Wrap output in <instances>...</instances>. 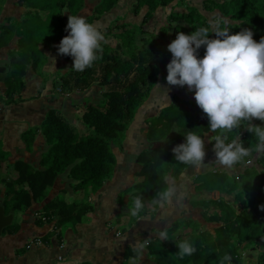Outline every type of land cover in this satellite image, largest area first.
<instances>
[{"label": "trees", "instance_id": "trees-1", "mask_svg": "<svg viewBox=\"0 0 264 264\" xmlns=\"http://www.w3.org/2000/svg\"><path fill=\"white\" fill-rule=\"evenodd\" d=\"M191 1L135 0L131 11L136 15L143 13L139 25L113 23L104 36L102 52L91 67L56 75L54 84L62 94H81L95 84L106 90L102 98L83 106L80 119L92 129L89 134H80L62 110L50 108L46 112L41 125L31 128L26 135V141L33 142L35 133L40 132L47 144L36 163L21 159L9 163L0 146V168L3 163L12 167L5 178L0 170V204L6 214H13V222L4 232L18 231L25 213L34 204L35 224L52 223V230L40 237L46 244L53 235L62 241L65 228L86 219L94 209L91 195L114 174L116 156L112 146H122L137 109L158 79L166 78V65L172 56L167 45L175 39L176 31L190 33L208 26V21L215 17L229 21L233 32L241 27L251 28L257 42L264 36V0H199L200 6ZM117 2L18 0L19 5L27 8L23 17H8L0 25V52L8 49L6 71L0 72L1 103L11 106L21 101L18 96L29 71L42 75L46 62L44 49L53 47L65 36L69 14L81 15L91 3L85 17L92 23ZM173 4L185 7V11L178 13L173 8L168 25H161L155 35L150 23L155 11ZM112 37L115 43L110 41ZM199 54L203 56V46ZM145 123L146 147L136 156L140 168L134 173L133 184L119 195V212L106 222L115 232L126 233L140 218L154 219L159 215L161 208L152 203L156 194L192 167L175 161L172 147L183 142L182 134L187 129L200 134L208 131L207 116L195 100L177 96ZM217 134L220 130L203 137L204 148L213 145L210 140ZM223 134L228 140L239 137L251 155L235 165L237 169L232 173L209 170L197 174L193 183L197 192L217 191L231 195L233 200L227 201L222 195L215 199H194L192 206L200 210L197 218L189 216L153 229L145 237L149 239L142 258L136 257L129 244L119 264H229L225 256L230 257V264H241V252L251 246L258 249L257 264H264V152H256L257 138L246 127ZM62 173H67L71 182L68 187L55 190V181ZM76 195L81 196L80 201L73 199ZM137 195L143 196L144 207L133 216L130 209ZM213 221L217 224L213 225ZM162 228L168 231V241L157 238ZM180 228L184 231L177 235ZM185 239L196 247L190 256H181L175 245Z\"/></svg>", "mask_w": 264, "mask_h": 264}, {"label": "crops", "instance_id": "crops-1", "mask_svg": "<svg viewBox=\"0 0 264 264\" xmlns=\"http://www.w3.org/2000/svg\"><path fill=\"white\" fill-rule=\"evenodd\" d=\"M134 1L118 0L111 9L92 23L104 36L113 23L138 25L143 13L133 14L131 7ZM90 5L92 7L91 3ZM173 6L157 8L150 23L154 22L153 25L158 27L168 25L170 12L177 8L175 4ZM91 7L85 8L81 15L86 16ZM179 8L183 11L181 6ZM24 11L18 0H0V25L8 17L20 18ZM67 34L66 32L65 36ZM110 41L115 43L116 39L112 37ZM59 42L51 48L44 49L46 62L42 75L34 74L32 71L26 74L25 85L18 96L21 101L11 106H5L0 101V146L6 151L9 163L21 159L34 164L46 150L47 144L40 132L35 133L33 142L26 141V135L31 128L41 125L50 108L62 110L73 124L78 128L80 125L82 128L78 131L83 129L80 134L92 132L91 128L81 122L79 113L83 110L84 104L99 100L106 88L95 84L81 94L60 93L54 84L57 80L56 75L71 70L73 58L58 54ZM48 56L55 57L54 68L50 65ZM7 57L8 49L2 50L0 72L6 71ZM181 89L188 91L186 85L183 87L168 85L165 78L158 79L150 95L139 106L130 121L122 146H112L116 156L114 174L100 190L91 195L94 209L88 213L84 221L65 228L62 241L53 235L50 243H43L40 237L52 230V223L40 226L35 224L37 205L34 204L25 213L18 231L3 232L0 235V264H119L126 245L132 246L137 240L141 242L153 232V229L165 227L177 219L183 220L189 216L197 218L200 210L192 206V201L201 198L215 199L219 193L194 190L193 178L200 172L193 166L185 170L177 180L169 181L176 188V195L172 198L171 204L161 209L154 219L140 218L126 233L115 232L106 224L119 212L121 208L119 195L133 184L134 173L140 168L136 156L146 147V119L157 116L163 107L173 102L175 96L195 100L194 95H181L183 94ZM2 91L3 85L0 83V94ZM206 150L207 147L205 152ZM186 181L190 182L189 187L186 186ZM70 182L68 174L62 173L57 177L54 188L59 190L68 187ZM166 212L168 214H165ZM244 251L250 252L251 255L254 253L251 247Z\"/></svg>", "mask_w": 264, "mask_h": 264}, {"label": "clouds", "instance_id": "clouds-1", "mask_svg": "<svg viewBox=\"0 0 264 264\" xmlns=\"http://www.w3.org/2000/svg\"><path fill=\"white\" fill-rule=\"evenodd\" d=\"M232 29L229 21L213 17L208 21V26L195 28L190 33L176 31L175 39L167 45L172 54L166 65L167 84L186 85L208 121V131L202 134L192 129H187L185 134L173 130L184 136L183 142L171 149L175 161L181 164L206 167L208 162H205L203 137L217 130H220V134L210 142H214L215 162L219 165L233 168L251 155L250 149L244 146L239 137L228 140L223 134L226 131L246 127L257 138L256 152H264V36L257 42L253 39L254 31L251 28L241 27L237 32ZM65 31L68 34L60 40L58 54L73 58L71 69L82 72L91 67L102 52V44L106 42L103 33L80 14L68 15ZM159 31L157 29L155 35ZM210 33L214 36H210ZM202 46L204 54L200 56ZM48 61L54 68L55 57L48 56ZM164 96L167 99L166 93ZM253 120L260 123L254 124ZM175 195L176 188L169 182L165 189L156 194L152 203L164 209L171 204ZM133 204L130 213L136 216L144 207L143 196L137 195ZM157 238L168 241L167 229H160ZM148 239L133 243L132 249L137 258H142ZM175 245L181 256L196 252L194 243L188 239ZM224 260L230 264V257L225 256Z\"/></svg>", "mask_w": 264, "mask_h": 264}, {"label": "rangeland", "instance_id": "rangeland-1", "mask_svg": "<svg viewBox=\"0 0 264 264\" xmlns=\"http://www.w3.org/2000/svg\"><path fill=\"white\" fill-rule=\"evenodd\" d=\"M191 2H193L194 4H196V5H198V6H200V2H199V0L197 1V0H193V1H191ZM21 6V5H20ZM23 7V6H22ZM180 5H178L177 6V8H176V10L174 9V11H176V12H178V13H181L182 11L181 10H179L180 8ZM24 8V7H23ZM24 13H23V15L25 14V12L27 11V8H24ZM182 10L183 11H185V7H182ZM23 15L21 16V17H23ZM20 17V18H21ZM181 23H182V21H180ZM154 23V22H153ZM152 23V24H153ZM140 24V23H139ZM138 24V25H139ZM159 27L157 26V25H153V27H152V29L153 30H157ZM182 90V93L183 94H181V95H193V93H190V92H188V91H185L184 89H181ZM100 98H102V95H101V97ZM79 106V105H78ZM79 108H80V106H79ZM83 111V110H82ZM81 111V112H82ZM80 112V111H79ZM80 116H81V113H79V118H80ZM73 124V123H72ZM75 127H76V129H77V131H78V129H80V128H82V127H80V125H79V128L75 125V124H73ZM83 131V129L80 131H78V132H82ZM207 147V150H206V155H205V162H208V164H207V166L206 167H199V166H196V168H198V170L197 171H199L200 173H203V172H206V171H209V170H213V171H216V170H228L229 172H231L232 173V171H233V169H237V168H226V167H224V166H222V165H219V164H217L216 162H215V154H214V149H213V145H207L206 146ZM193 167V166H192ZM232 169V170H231ZM0 170H1V173H2V176H4V178L6 177V176H8L9 175V173H11L12 172V167L9 165V164H5V163H3L2 165H1V168H0ZM234 172V171H233ZM196 176V175H195ZM194 176V177H195ZM194 179V178H193ZM194 184V183H193ZM3 185V184H2ZM189 185H190V182L188 183V181H186V186L187 187H189ZM192 185V184H191ZM194 190H195V186H194ZM195 195V194H194ZM222 194H220L219 193V196H221ZM218 196V197H219ZM223 197H224V199H226L227 201H232L233 200V197L231 196V195H225V194H223L222 195ZM218 197H216V198H218ZM73 199H75L76 201H80L81 200V196L80 195H76V196H74L73 197ZM217 223H216V221H213V225H216ZM131 229V228H130ZM182 231H184V229H182V228H180L178 231H177V235H179V233H181ZM254 247L253 246H251V249L252 250H254V253L251 255V253L250 252H246V251H242L241 253H242V262H241V264H257V259H258V249H253ZM250 249V248H249Z\"/></svg>", "mask_w": 264, "mask_h": 264}, {"label": "water", "instance_id": "water-1", "mask_svg": "<svg viewBox=\"0 0 264 264\" xmlns=\"http://www.w3.org/2000/svg\"><path fill=\"white\" fill-rule=\"evenodd\" d=\"M13 222V214H6L3 206L0 204V235Z\"/></svg>", "mask_w": 264, "mask_h": 264}, {"label": "built area", "instance_id": "built-area-1", "mask_svg": "<svg viewBox=\"0 0 264 264\" xmlns=\"http://www.w3.org/2000/svg\"><path fill=\"white\" fill-rule=\"evenodd\" d=\"M59 260H61V257H59Z\"/></svg>", "mask_w": 264, "mask_h": 264}]
</instances>
